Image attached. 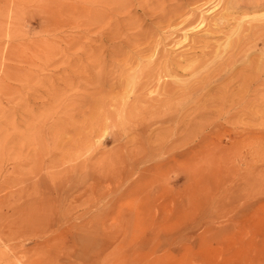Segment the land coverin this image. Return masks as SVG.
<instances>
[{
    "label": "rangeland",
    "instance_id": "rangeland-1",
    "mask_svg": "<svg viewBox=\"0 0 264 264\" xmlns=\"http://www.w3.org/2000/svg\"><path fill=\"white\" fill-rule=\"evenodd\" d=\"M120 1L114 0L117 4ZM130 1L123 0L128 8L122 9L120 4L117 9L119 5L113 0L111 6L109 0H0V264H264V157L252 153V138L240 146L231 145L248 135L239 133L243 128H263L261 119L259 122L250 117V111H259L258 107L247 108L248 116L239 111L234 117L235 109L232 115L218 116L211 101L206 106L212 111L202 107L198 108L200 112L194 108L195 99L170 111V107L149 104L160 77L162 82L168 77L167 81H173L172 75L166 77L165 73L174 72L186 82L198 80L191 77L190 69L177 72L174 67L164 68L166 58L180 53L184 57L178 59L184 67L192 61L206 60V68L211 71L222 61H213V55L206 52L222 47L226 36L236 39L238 33L233 32L239 25L245 28L251 22L247 27L264 22V0ZM202 16L209 17L205 23H213L211 29L215 31L210 32L208 25L200 26ZM255 16L259 19L254 20ZM215 19H222V26L215 25ZM184 22L191 25L186 27ZM149 39L153 40L149 43ZM136 46L150 59L142 57ZM259 46L248 51V56L241 55L242 59L224 71L221 79L218 76L206 97L217 92V84H222L225 77L224 83L229 84L228 70L231 80L227 87L235 91L240 80L237 73H248L246 64L261 58L263 46ZM163 49H168V55ZM175 49L178 52L172 51ZM129 53L136 54L137 59ZM158 56L165 59L159 63ZM124 57L132 58L129 65ZM154 59L162 68L153 65ZM121 65L130 69L123 70ZM207 69L202 73L207 74ZM143 71L149 72L147 76ZM99 73L103 76L100 80ZM104 73L110 74L108 80ZM122 73L132 75L134 84ZM161 81L159 87L164 85ZM122 82H128L130 89ZM139 83H147L144 86L152 93L149 95L146 88L142 91ZM139 89L148 98L149 108L139 105L146 103ZM158 91L153 94L158 95ZM260 93L261 97L264 93ZM124 96L126 100H122ZM119 101L125 106H118ZM129 101H136L131 104L136 112L127 110ZM144 108L147 110L143 112ZM261 109L262 113L264 107ZM148 110H153V115ZM126 111L137 118L128 117ZM208 112H215L214 116ZM142 113L146 116L141 117ZM199 114H208L207 125ZM216 117V123L222 125L219 136L213 132L219 128ZM231 117H238L239 123H233ZM182 125L185 131L188 125H196L195 130L201 125L202 129L197 130L200 134L196 137L194 128L186 134ZM157 137L163 140L159 138L157 143ZM86 139H93V143ZM94 141L103 142L98 146ZM224 151L226 156L218 158L217 154Z\"/></svg>",
    "mask_w": 264,
    "mask_h": 264
},
{
    "label": "bare ground",
    "instance_id": "bare-ground-1",
    "mask_svg": "<svg viewBox=\"0 0 264 264\" xmlns=\"http://www.w3.org/2000/svg\"><path fill=\"white\" fill-rule=\"evenodd\" d=\"M96 1V0H95ZM102 1V0H101ZM116 1V0H115ZM118 1H120V0H118ZM127 1H130V0H127ZM132 1V0H131ZM130 1V2H131ZM100 2V1H99ZM111 2H112V0H111ZM113 2H114V0H113ZM120 2H122V3H120ZM119 2V4H117L118 2H114L113 4L114 5H116V6H118L117 7V9L120 7V6H122L123 5V3L125 2H123V0L122 1H120ZM129 2V3H130ZM86 3V2H85ZM109 3H110V0H109ZM128 2H126V4H127ZM88 4H90V3H88ZM100 4H104V3H100ZM111 4L112 3H110L109 5L111 6ZM120 4H122V5H120ZM126 4L125 5H123V8L122 9H124L125 7H126ZM131 4V3H130ZM129 4V5H130ZM95 5V4H94ZM93 5V6H94ZM97 5V4H96ZM105 5H107L108 6V3L106 2V4ZM110 6H108V7H110ZM127 6H128V4H127ZM97 8V7H96ZM112 8V7H111ZM116 8V7H115ZM126 8H128V7H126ZM112 9H114V8H112ZM117 9H114V10H116L117 11ZM121 9V8H120ZM127 10V9H126ZM209 10V9H208ZM84 11V10H83ZM87 11H88V9H87ZM94 11V10H93ZM101 11V10H100ZM108 11V10H107ZM106 11V12H107ZM115 11V13L117 14V12ZM97 12V11H96ZM109 12V11H108ZM112 12V11H111ZM114 12V11H113ZM125 12H127V11H125ZM91 13V12H90ZM119 13V12H118ZM131 13V12H130ZM176 14V13H175ZM178 14V13H177ZM182 14V13H181ZM180 14V15H181ZM78 15V14H77ZM93 15V14H92ZM111 15V14H110ZM128 15H129V12H128ZM256 15H258V14H256ZM90 16V15H89ZM112 16V15H111ZM178 16V15H177ZM182 16V15H181ZM208 16H211V14L210 15H208ZM224 16H226V15H224ZM259 16V15H258ZM113 17V16H112ZM111 17V18H112ZM116 17V19H117V15L115 16ZM193 17V16H192ZM227 17V16H226ZM78 18V17H77ZM114 18V17H113ZM187 19H186V21L189 19V17L187 16L186 17ZM191 18V17H190ZM220 18H223V16L221 15V17ZM119 19V18H118ZM118 19L116 20V21H118ZM171 19H172V17H171ZM171 19H169V24H171ZM196 19V18H195ZM253 19L254 20H257V19H259V17H257V16H255V17H253ZM184 20H185V18H184ZM209 20V17L207 18V17H204V16H202V19L200 20V22H199V24H200V26L202 27L204 24L205 25H208V27H209V29H210V32H213V31H215V29H211L212 28V25H214L213 23H211L210 21L209 22H206L205 23V21H208ZM240 20V19H239ZM96 23H97V20H94ZM102 21V20H101ZM110 21H111V19H110ZM179 21V20H178ZM181 21H183V19L181 20ZM185 21V22H186ZM192 21H194V19L193 20H191V22ZM212 21V20H211ZM241 21V20H240ZM113 22V24L111 23V26L112 25H114V20L112 21ZM184 22V23H185ZM189 22H190V20H189ZM189 22H187V23H185L184 24V26H186V27H188L187 25L189 24V25H191V23H189ZM195 22V21H194ZM224 22V21H223ZM222 22V19H215V25H217V26H219V25H221V23H223ZM242 22V21H241ZM254 22V21H253ZM95 23V24H96ZM182 23V22H181ZM193 23V22H192ZM255 23V22H254ZM259 22H257L256 23V25L254 24L253 26H251V27H247V26H250V25H252L253 23L251 22L250 23V25H245V28H243V27H241V25H239L236 29H235V31L233 32V33H238L237 35H236V39H232V36H228V39H227V36H226V40H227V42L226 41H224V45L222 46V47H220V45H219V47L217 48V49H215V50H211V48H210V53H208V52H206L205 54L208 56V54H212L213 55V61H216V60H221L222 62L220 63V64H216L217 66H215V67H212L211 69V71H210V69L208 70L206 67H207V65H208V61H204L205 63H201V62H199V61H192L193 62V64H191V65H186L185 67H184V65L183 64H181L180 63V60L178 59V58H181V57H184V56H181V54L179 53L178 55H177V50L175 49V50H172V51H177L176 52V55L177 56H175V54H172V55H174V56H172L173 58L172 59H168V58H166L165 59V57L162 59L161 57H162V55L164 54L163 52L164 51H166V53H167V55H168V49H166V50H164L163 49V52H162V55L161 54H159L158 53V55H160V56H158L161 60H158L159 61V63H161L162 62V60H168V62H166L165 63V60H164V64H165V66H167V67H165L164 66V68H170L171 69V67H172V70H173V67H174V71H179V69H184V70H188V69H190L189 71H190V73L189 74H191V77H193V78H197L198 80H196V78L194 79V80H196L195 82H194V80H193V82L194 83H192L191 81H183V80H181V78H179V77H177L178 75L176 74V73H174L173 72V74H168V73H165L166 71L164 70V68H163V70L165 71L164 73H165V76H166V74L169 76V75H172V79H173V81L172 82H169V81H167L168 79H169V77H168V79H166V81L164 82H162L161 80H163L162 79V77H160L161 79H160V81H161V83H164V85H161L160 87H159V84H160V81H158L157 79L155 80L156 82L158 81L159 82V84L157 85V83H155L154 82V84H156L157 86H154V84L151 86V88L154 86L155 87V91H154V89H152V90H150V91H154V92H156L158 89H159V91H158V95H156L157 93H155V94H153L152 92H149L148 90H147V87L146 86H144V84H142L141 85V83H143V82H141V83H139L140 85V87L141 88H143V90L142 91H144V88H146V91H148V93H149V95H150V93H152L151 95H153V96H151V97H149V100H150V98H153V102L151 101H149V104H151V106H152V103H154L153 105L154 106H161V108L162 107H170L169 108V111H170V109L171 108H173L174 106H178V105H182L183 103H185V102H188V101H190V100H192L193 101V99H195V106L196 107H194L195 109L197 108H202V107H208V106H206L207 105V103L206 102H209V101H211L212 103H214L213 105L214 106H216L215 107V109L214 108H212V107H208V110L205 108L204 110H207V111H212V110H214L215 112H216V114L218 115V116H223V114L224 113H228V114H230V115H232V112H231V110L232 109H235V111H234V113H233V115H234V117H235V115L240 111H243L242 112V114L247 110V108H251V107H258V110L259 111H254V109H256V108H251V110L253 109V113L250 111V114H251V116L250 117H252V120H258L259 121V119H261L260 121H261V126H263V128H255L256 126H255V123H252V122H249L248 121V123H252V125L254 124V129H252L251 131H248V130H250V128H247V127H245V128H239V129H242L241 131H239V133H243L244 135H245V133H248V135L245 137V136H242V138L241 139H239V140H235V141H233V143L231 144V145H233V147H237V146H240L241 144H243V143H248V141L249 140H247V138H252L253 139V150H252V153L253 154H255V155H262L260 158H262V157H264V120H263V117H264V111L261 113L260 112V110H262L261 108L262 107H264L263 105H264V98L262 97V96H264V94H262V96L260 97V95H258L260 92H261V90L262 91H264V22H262V23H259ZM87 24H88V22H87ZM110 24V23H109ZM108 24V25H109ZM187 24V25H186ZM241 24V23H240ZM91 25V24H90ZM94 25V24H93ZM101 25V24H100ZM180 26H181V24H179ZM204 25V26H205ZM48 26V25H47ZM96 25H94V27H95ZM97 26H99L98 25V23H97ZM103 26V25H102ZM110 26V25H109ZM108 26V27H109ZM178 26V25H177ZM183 26V25H182ZM183 26V28H186V27H184ZM222 26V25H221ZM60 27V26H59ZM207 27V26H206ZM208 27H207V29H208ZM49 28V27H48ZM102 28V27H101ZM109 28H111V27H109ZM221 28V27H220ZM56 29V28H55ZM219 29V28H218ZM217 29V30H218ZM101 30V29H100ZM104 30V29H103ZM102 30V31H103ZM107 30V29H106ZM117 30V29H116ZM115 30V31H116ZM155 30V29H154ZM154 30H152L151 32H155ZM221 30V29H220ZM115 31H113V32H115ZM141 31H142V33H144L143 32V30L141 29ZM203 31H204V29H203ZM208 31V30H207ZM223 31V30H222ZM221 31V32H222ZM139 32H140V30H139ZM151 32H149V33H151ZM209 32V33H210ZM141 33V32H140ZM139 33V34H140ZM141 33V34H142ZM146 33H148V32H146ZM146 33L145 34H143V35H146ZM191 33V32H190ZM193 33V32H192ZM191 33V34H192ZM196 33H198V32H196ZM215 33V32H214ZM105 34V33H104ZM98 35H101V33H99ZM142 35V36H143ZM148 35V34H147ZM152 35V34H151ZM154 35V34H153ZM162 35V34H161ZM166 35V34H165ZM193 35V34H192ZM198 35V34H197ZM231 35V34H230ZM149 36V35H148ZM147 36V37H148ZM154 36H156V35H154ZM153 36V37H154ZM159 36V35H158ZM168 36V35H167ZM188 36V35H187ZM186 36V37H187ZM103 37V36H102ZM144 37V36H143ZM146 37V36H145ZM144 37V38H145ZM152 37V36H151ZM166 37V36H165ZM170 37V36H169ZM189 37L191 38V37H193V36H190L189 35ZM195 37V36H194ZM193 37V38H194ZM225 37V36H224ZM99 38H101V37H99ZM150 38V37H149ZM160 37H158V39H159ZM162 38H164V35H163V37ZM190 38H186V40H188V39H190ZM197 38V37H196ZM234 38H235V36H234ZM155 39V38H154ZM223 39V38H222ZM146 40H148V39H146ZM150 40L152 41L153 39H149V43H150ZM160 40V39H159ZM164 40V39H163ZM169 40V39H168ZM191 40L192 41H197V40H195V39H192L191 38ZM154 41V43H151L152 45H153V47L155 46V41H156V39L155 40H153ZM170 41V40H169ZM201 41V40H200ZM205 41V40H204ZM207 41V40H206ZM148 42H146V43H148ZM162 42V41H161ZM160 41H159V43H161ZM167 42V40H165V42H164V44H163V42H162V44L163 45H165V43ZM189 43H191L190 41H188ZM203 42V41H202ZM218 42V41H217ZM221 42V41H220ZM157 43V42H156ZM159 43H157L156 44V47L155 48H157V45L159 44ZM180 43V42H179ZM183 43V42H182ZM194 43H196V42H194ZM193 43V44H194ZM199 43V42H198ZM201 43V42H200ZM219 43V42H218ZM150 44V45H151ZM167 44V43H166ZM192 44V45H193ZM210 44H212V43H210ZM223 44V43H222ZM262 44V46H263V49L261 50V58H259V59H257V61L256 60H254L255 58H253V60L254 61H250L249 63H248V65L246 64V67H247V69H249L250 71H248V73H243V74H246V75H243L242 73L241 74H239V73H237V75H240V77H238L237 75H236V77H238V78H240V80L238 81L239 82V86L237 85L235 88L237 89V87H238V89L236 90L235 89V91H230L231 90V88L232 87H230V90L228 89V85L230 84V76H228V73H229V70H228V72H226V74H227V78H228V80H229V84L228 85H226L224 82V80H226L225 78L221 81L222 82V84H220V83H218L217 84V86H219V88H218V90H217V92H216V90H215V92H212L214 95H212L211 94V92H210V98H207L206 97V92H208V91H210V90H208V88L209 87H211L210 85H211V83L213 82V81H215V79H217V77L218 76H220V79H221V75L223 74V72L224 71H226L227 69H231V67L237 62V60L240 58V56L241 55H244V57H245V54L247 55L248 54V51H250L251 49H254V48H256V47H258L259 45H261ZM149 45V44H148ZM148 45H147V47H148ZM150 45H149V47H150ZM180 45H182V44H180ZM183 45H184V43H183ZM186 45V44H185ZM190 45V44H189ZM191 45V46H192ZM197 45V44H196ZM204 45V44H203ZM166 46V45H165ZM191 46H190V48H191ZM194 46H195V44H194ZM211 46H213V45H211ZM138 46H136V48H137ZM149 47H148V49H149ZM153 47H152V49H153ZM162 47V46H161ZM164 47V46H163ZM259 47H261V46H259ZM139 48V47H138ZM146 46L143 48L145 51L147 50L148 51V49L146 48ZM151 48V47H150ZM166 48V47H165ZM184 48V47H183ZM186 48V47H185ZM185 48H184V50H185ZM188 49L187 50H189L190 48L189 47H187ZM195 48V47H194ZM194 48L192 47V49L191 50H194ZM208 48V47H207ZM215 48H216V46H215ZM262 48V47H261ZM140 49V52L142 53V55H143V52L141 51V48H139ZM142 49V50H143ZM152 49H150V53H153V52H151L152 51ZM161 50H162V48H160ZM195 49H197V48H195ZM209 49V48H208ZM154 50V49H153ZM184 50H183V52H184ZM206 50V49H205ZM158 51V50H157ZM180 51V50H179ZM182 51V50H181ZM180 51V52H181ZM203 51V50H202ZM53 52V51H52ZM135 52V51H134ZM133 52V53H134ZM139 51H137L136 50V53H138ZM139 52V53H140ZM154 52H156V51H154ZM160 52V51H159ZM51 53V52H50ZM141 53L140 54H138V56L139 55H141ZM166 53H165V55H166ZM169 53H171V50H170V52ZM175 53V52H174ZM182 53V52H181ZM187 53V52H186ZM203 53V52H202ZM129 55H134V54H131V53H129ZM136 55V54H135ZM135 55H134V58H135ZM156 55H157V53H156ZM183 55V54H182ZM187 55V54H186ZM189 55V54H188ZM127 56H128V54H127ZM137 56V57H138ZM148 56H150V55H148ZM154 56V55H153ZM171 56V55H170ZM248 56V55H247ZM126 57V56H125ZM124 57V58H125ZM142 57H145V55H143ZM155 57H157V56H155ZM154 57V58H155ZM168 57V56H167ZM195 57V56H194ZM212 56H210V58H211ZM129 58V57H128ZM128 58H125V59H127L128 60ZM134 58H133V60H134ZM145 58H147V60H148V58L149 57H145ZM152 58V57H151ZM185 58L187 59L188 57H186L185 56ZM203 58V57H202ZM210 58H209V60H210ZM124 59V60H125ZM132 59V58H131ZM131 59H129L128 60V62H126V61H124V63L125 64H127V63H131L130 62V60ZM137 58H135V60H136ZM150 59V58H149ZM156 59V58H155ZM154 59V64L151 62V64H153V65H155V63L157 62L156 60ZM198 59V58H197ZM196 59V60H197ZM240 59H242V57L240 58ZM239 59V60H240ZM21 60V59H20ZM132 60V61H133ZM139 60V59H138ZM137 60V61H138ZM146 60V59H145ZM146 60V61H147ZM183 60V58L181 59V61ZM208 60V59H207ZM22 61V60H21ZM51 61V60H50ZM49 61V62H50ZM142 61H144V60H142ZM150 61V60H149ZM148 61V62H149ZM156 61V62H155ZM161 61V62H160ZM185 61V60H184ZM183 61V62H184ZM189 61V60H188ZM201 61V60H200ZM139 62H140V60H139ZM145 62V61H144ZM191 62V63H192ZM195 62V63H194ZM198 62V64H196ZM123 63V64H124ZM158 63V64H159ZM199 63H201V64H199ZM129 64H127V65H129ZM139 64V63H138ZM145 64V63H144ZM146 64H149V63H147L146 62ZM145 64V65H146ZM237 64V63H236ZM127 65H124V68L125 67H127ZM132 65H133V63H132ZM122 66V65H121ZM121 66H120V71H121ZM150 66H152V65H150ZM155 66H157V65H155ZM157 67H161L160 65L159 66H157ZM157 67H154V68H156L157 69ZM122 68H123V66H122ZM123 68V70H126L127 68L128 69H130L129 67H127L126 69H124ZM148 69H151V68H149V67H147ZM145 69V70H147L148 71V69ZM152 68H153V66H152ZM153 68V69H154ZM162 68V67H161ZM161 68H159V70L161 69ZM208 70L209 72L207 73V74H205V73H202V70ZM233 70V69H232ZM246 70V69H245ZM128 71V70H127ZM130 71V70H129ZM128 71V72H129ZM139 71V70H138ZM141 71V70H140ZM157 71V70H156ZM155 71V72H156ZM170 71V70H169ZM188 71V72H189ZM117 72V71H116ZM116 72H115V75H117L116 74ZM123 72V71H122ZM144 72V71H143ZM151 73V74H156L157 72L160 74V71H157L156 73ZM241 72V71H240ZM101 73V72H100ZM100 73H99V76L97 77L99 80H100V76H102V75H100ZM109 73V72H108ZM110 73H111V71H110ZM134 73H136V71L134 72ZM133 73V74H134ZM139 73V72H138ZM144 73H146L145 75L147 76V74L149 73H147V72H144ZM233 73H234V71H233ZM105 74V75H104ZM103 75L106 77V76H109L110 74H107L106 75V73H104ZM112 74H113V72H112ZM111 74V75H112ZM121 74V73H120ZM125 75H127V73H124ZM130 74H132V72L130 73ZM137 74V73H136ZM143 74V73H142ZM151 74H150V76H151ZM162 74H163V71H162ZM177 76H176V75ZM203 74H205V75H203ZM225 74V73H224ZM230 74V73H229ZM234 74H236V73H234ZM233 74V75H234ZM122 75H123V73H122ZM125 75H123L125 78L127 77V76H125ZM135 75V74H134ZM133 75V76H134ZM157 75V74H156ZM15 76V75H14ZM130 76H132V75H130ZM130 76H129V74H128V77L126 78V81L130 78ZM136 76H138V75H136ZM136 76H134V78L136 77ZM141 76V75H140ZM143 76V75H142ZM144 77L145 79L147 78V77ZM149 75H148V77H150ZM155 76V75H154ZM159 76V75H158ZM161 76V75H160ZM164 76V75H163ZM225 76V75H224ZM13 77V76H12ZM103 77V76H102ZM110 77V76H109ZM109 77H106L107 78V80H108V78ZM112 77V76H111ZM113 77H114V75H113ZM113 77H112V79H113ZM116 77V76H115ZM120 77H121V75H120ZM120 77H119V79H120ZM123 77V78H124ZM156 77V76H155ZM167 77V76H166ZM187 77H189V76H187ZM233 77V76H232ZM116 78H118V77H116ZM123 78H122V81H124L123 80ZM132 78V77H131ZM131 78H130V80H131ZM152 78H154L153 76L151 77V79ZM158 78V77H157ZM192 78V79H193ZM237 78V79H238ZM102 79H104V78H102ZM144 79V80H145ZM149 79V78H148ZM189 79V78H188ZM219 79V80H220ZM233 80H236V78L235 77H233L232 78ZM107 80L105 79V81L107 82ZM114 80V79H113ZM133 80V79H132ZM131 80V82H133L132 84H134V81H132ZM135 80V79H134ZM139 80V79H138ZM152 80H154V79H152ZM151 80V81H152ZM170 80V79H169ZM189 80H191V78L189 79ZM218 80V79H217ZM112 81V80H111ZM142 81H143V79H142ZM147 81V80H146ZM237 81V80H236ZM103 82V81H102ZM101 82V83H102ZM108 82H110V81H108ZM113 82V81H112ZM114 82H115V80H114ZM118 82V81H117ZM116 82V83H117ZM145 82V81H144ZM153 82V81H152ZM152 82H151V84H152ZM115 83V84H116ZM119 83H121L120 82V80H119ZM118 83V86H120V85H122V84H119ZM122 83H124V82H122ZM130 83V82H129ZM136 83V82H135ZM147 83H150V80H148V82ZM145 84V85H148V84ZM224 83V84H223ZM234 83V82H233ZM233 83H231V85L233 84ZM108 84V83H107ZM110 84V83H109ZM112 84V83H111ZM110 84V85H111ZM125 85H127L126 86V88L128 87L129 89H130V84H129V86H128V82L127 83H124ZM123 84V85H124ZM131 84V85H132ZM216 84V83H215ZM237 84V83H236ZM235 84V85H236ZM109 85V86H110ZM221 85H224L223 87L221 86ZM226 85V86H225ZM111 86H113V84L111 85ZM133 87L135 86V85H132ZM142 86H144V87H142ZM216 86V85H215ZM230 86V85H229ZM117 87V86H116ZM137 87V86H136ZM136 87H135V89L133 88V90L135 91V90H138V88L136 89ZM156 87L158 88L157 90H156ZM212 87H214V86H212ZM233 87H234V85H233ZM111 88V87H110ZM127 88V89H128ZM211 89V88H210ZM131 90H132V87H131ZM140 89H139V91H141ZM208 90V91H207ZM212 90H213V88H212ZM233 90V89H232ZM138 92L139 94L141 93H143V92ZM128 92H131V91H129L128 90ZM127 92V93H128ZM133 92V91H132ZM135 92H137V91H135ZM134 92V93H135ZM145 92V91H144ZM147 93V92H146ZM261 93H264V92H261ZM260 93V94H261ZM129 94V93H128ZM128 94H126L127 96H128ZM201 94H203V96L201 95ZM123 95H125L124 93H123ZM130 95V94H129ZM134 95V94H133ZM156 95V96H155ZM202 97H201V96ZM78 96V95H77ZM100 96V95H99ZM127 96H126V98H127ZM139 96L140 95H138L137 96V101H139ZM142 96L143 97H145V93H144V95L142 94ZM199 96H200V98H199ZM208 96V95H207ZM101 97V96H100ZM129 97V96H128ZM142 97V98H143ZM155 97V98H154ZM134 98L135 97H132V99H133V101H134ZM139 98V99H138ZM142 98H141V100H142ZM95 99V98H94ZM93 99V100H94ZM100 99V98H99ZM99 99H98V101H99ZM129 100H130V98H128ZM144 99H146V97L145 98H143V101L142 102H144ZM148 99V98H147ZM146 99V103H144V105L142 104V103H139V105L141 104L143 107L145 106V104H147V106H145V108L147 107V108H149L148 106H150V105H148V103H147V100ZM102 100V99H101ZM100 100V101H101ZM122 100H126L125 99V96H124V99L122 98ZM140 100V101H141ZM103 101V100H102ZM118 101V100H117ZM97 102V101H96ZM113 102V101H112ZM127 102V101H126ZM100 103V102H99ZM103 103V102H102ZM115 102H113V104H114ZM121 103V104H120ZM123 103V101H119V105L118 106H120V105H122V107H123V105L124 104H122ZM130 103V101L128 102V104ZM135 103H136V101H135ZM135 103L133 104V102H131V104L132 105H135ZM131 104H129L130 106H128L127 104V106H126V108H127V110L129 111V110H131V112H133L134 113V111L137 109H135V107H134V111H133V109H131V107H133ZM193 104V103H192ZM99 105V104H98ZM101 106H99V108H102L103 106H102V104H100ZM117 106V107H118ZM125 106V105H124ZM153 106V107H154ZM191 106V105H190ZM128 107H130L129 109H128ZM193 107V106H192ZM121 107H119V108H117V109H120ZM125 108V107H124ZM123 108V109H124ZM145 108H144V110H143V112L144 111H146L145 110ZM151 108V107H150ZM160 108V107H159ZM189 108V107H188ZM209 108H212V110L211 109H209ZM139 109V108H138ZM141 109H143V108H141ZM154 109V108H153ZM158 109V108H157ZM168 109V108H167ZM167 109H165V110H167ZM191 109V108H190ZM196 109V110H197ZM200 109H198L199 110V112H200ZM203 109V108H202ZM161 110H163V112H164V109H161ZM172 110V109H171ZM194 110V109H193ZM115 111V110H114ZM128 111H126V113L127 114H129L130 112H128ZM151 113H150V112ZM153 111V110H152ZM152 111L151 110H148L147 112L148 113H150V115L152 114ZM207 111H204V112H207ZM116 112V111H115ZM136 112V111H135ZM147 112H145L147 115H148V113ZM189 112V111H188ZM196 112V111H195ZM215 112H211L212 114H210L209 112V116L211 115H213L214 116V113ZM248 112V114H249V111H247ZM247 112H245L244 114H247ZM125 113V112H124ZM187 113V112H186ZM193 113V112H192ZM197 113H198V111H197ZM109 114V113H108ZM131 114V113H130ZM129 114V116L128 117H132V116H134L133 114L132 115H130ZM143 114L144 113H142V116H141V114L140 115H138L139 117L141 116V117H143ZM161 114H165V113H161ZM179 114V113H178ZM177 114V115H178ZM182 114V113H181ZM201 114V113H200ZM199 114V116H200V118L199 119H201V118H203V116H204V118L203 119H201V120H203V122L205 121V123L204 124H206L207 123V121H208V118H209V116H208V114L205 116V115H200ZM202 114H203V111H202ZM242 114H240V115H242ZM248 114H247V116H248ZM261 114H263V115H261ZM105 115H107L106 113H105ZM118 115H121V114H118ZM153 115V114H152ZM183 116L185 115V113L184 114H182ZM181 115V116H182ZM191 115V114H190ZM190 115H187L188 117L190 116ZM103 116H104V114H103ZM123 116L125 117V115L123 114ZM135 116H137V115H135ZM134 116V117H135ZM144 116H146L145 114H144ZM186 116V115H185ZM193 116V115H192ZM191 116V117H192ZM196 116H198V114L196 115ZM202 116V117H201ZM237 116H239V113H238V115ZM243 116V115H242ZM101 117H102V115H101ZM139 117H138V120H139ZM149 117H151L152 118V116H149ZM190 117V118H191ZM234 117H231V118H234ZM244 117H246L245 115H244ZM249 117V118H250ZM98 118V117H97ZM105 118H107V116H105ZM110 118V117H109ZM126 119H127V117H125ZM135 118H137V117H135ZM158 118V117H157ZM156 118V119H157ZM190 118H189V121H195V120H197V118L195 119V117H194V119L195 120H190ZM212 118H214V117H212ZM212 118H210V119H212ZM217 118V117H216ZM221 118V117H220ZM223 118V117H222ZM226 118V117H225ZM238 118V117H237ZM237 118H234L235 120L237 119ZM240 118H241V116H240ZM239 118V119H240ZM95 119H96V117H95ZM99 119V118H98ZM97 119V120H98ZM159 119V118H158ZM180 120H179V122L181 121V119L182 118H179ZM198 119V121H201V120H199ZM228 119V118H227ZM227 119H225L226 121H227ZM233 119V120H234ZM243 119V118H242ZM130 119L128 118V121H129ZM134 120V119H133ZM151 120V119H150ZM178 120V119H177ZM218 120V118L216 119V121L214 120V122H215V124L217 125V126H219V128L218 129H216V130H214L213 132H215L216 133V135H220V134H222V130H221V128H220V126H222V125H219V124H217L216 122H218L217 121ZM222 120V119H221ZM224 120V119H223ZM233 120H230L231 121V125H232V121ZM233 121V123H235L236 122V124L237 123H239L238 121V119H237V121ZM241 120V119H240ZM244 120V119H243ZM96 121V120H95ZM134 121H136V120H134ZM144 121V120H143ZM146 121H148V119L146 120ZM197 121V122H198ZM210 121V120H209ZM229 121V120H228ZM242 121V120H241ZM259 121V122H260ZM123 123H121V125L122 124H124V119H123V121H122ZM132 122V121H131ZM137 122V121H136ZM136 122L135 123H133V124H136ZM140 122H142V121H140ZM161 122V121H160ZM177 123L178 125L180 124V123ZM202 122V121H201ZM200 122V123H201ZM244 122H246V121H244ZM149 123V122H148ZM182 123H183V121H182ZM190 123H192V122H190ZM193 123H196V121L195 122H193ZM209 123V122H208ZM221 123V122H220ZM227 122H225V124H226ZM247 123V122H246ZM95 124V123H94ZM143 124V123H142ZM184 124V123H183ZM197 124V123H196ZM199 124V123H198ZM204 124H201V125H204ZM211 124H212V122H211ZM214 124V123H213ZM132 125V124H131ZM141 125V124H140ZM161 125V124H160ZM177 125V126H178ZM181 125V124H180ZM179 125V126H180ZM186 125H187V123H186ZM201 125H197L199 128H197L196 127V129L197 130H199L202 126ZM207 125V124H206ZM210 125V124H209ZM208 125V126H209ZM227 125V124H226ZM229 125V124H228ZM91 126V125H90ZM125 126V124L123 125V127ZM134 126V125H133ZM135 126H137V125H135ZM143 126V125H142ZM178 126V127H179ZM183 127H184V125H182ZM196 126V125H195ZM194 126V127H195ZM205 126V125H204ZM212 126V125H211ZM224 126V125H223ZM260 126V125H259ZM92 127V126H91ZM108 126H106V128H107ZM119 127V130H120V126H118ZM117 127V128H118ZM139 127V126H138ZM182 127V128H183ZM188 127V130H189V128L190 127H192V126H190L189 127V125L187 126ZM194 127H192V129L194 128ZM242 127H243V125H242ZM214 128H216V126H214ZM225 128V127H224ZM238 128V127H237ZM253 128V127H252ZM97 129V128H96ZM148 129V128H147ZM184 129V130H183ZM182 129V131H185V129H187L186 127H184ZM202 129V128H201ZM200 129V130H201ZM204 129V128H203ZM210 129H212V128H210ZM236 129V128H235ZM234 129V130H235ZM118 130V131H119ZM124 130V129H123ZM136 130H138V129H136ZM187 130V131H188ZM194 130H195V128H194ZM194 130L192 131H190V132H193L194 133ZM197 130H195V133H194V136H196L197 137V135H199L200 134V131H199V133L198 134H196L198 131ZM224 130V129H223ZM233 130V129H232ZM149 131H151V129L149 130ZM181 131V132H182ZM187 131H185L184 133H186ZM203 131V130H202ZM236 131V130H235ZM234 131V132H235ZM122 132V131H121ZM121 132H119V135H121L120 133ZM133 132H135V131H133ZM162 132H164V131H162ZM173 132V131H172ZM189 132V131H188ZM207 132V131H206ZM209 132V131H208ZM207 132V133H208ZM227 131H225L224 130V133H226ZM136 133V132H135ZM177 133V132H176ZM231 133V132H230ZM116 134V133H115ZM144 134V133H143ZM153 134V133H152ZM164 134V133H163ZM180 134V133H179ZM187 134V133H186ZM196 134V135H195ZM202 134H204V133H202ZM104 135V134H103ZM138 134L136 133V135L135 136H137ZM159 136H161V132H159V134H158ZM168 135V134H167ZM171 135V134H170ZM185 135V134H184ZM193 135V134H192ZM236 135H237V132H236ZM101 136V135H100ZM114 136V135H113ZM117 136V135H116ZM165 136V135H164ZM163 136V137H164ZM169 136V135H168ZM181 136H183V134L181 135ZM186 136V135H185ZM201 136V135H200ZM199 136V137H200ZM202 136H204V135H202ZM98 137H99V135H98ZM107 137V136H106ZM121 137V136H120ZM152 137V136H151ZM205 137V136H204ZM91 138V137H90ZM100 138H104L103 136H101V137H99V139ZM111 138V137H110ZM113 138V137H112ZM159 138H162V137H159ZM158 137H157V139H159ZM185 138V137H184ZM191 139L193 138L192 136L190 137ZM202 138V137H201ZM227 138V137H226ZM231 138V137H230ZM238 138V137H237ZM113 139H116L115 137L113 138ZM137 138H135V140H136ZM151 139V138H150ZM155 140V141H157V143L158 142H160V139H159V141L158 140ZM165 139V138H164ZM178 139V138H177ZM176 139V140H177ZM217 139H218V137H217ZM235 139V138H234ZM87 140V142H89V141H91V140H93V139H91V140H88V139H86ZM98 140V139H97ZM103 140V139H102ZM107 140V139H106ZM130 140H132V139H130ZM161 140H163V138L161 139ZM166 140V139H165ZM197 140V139H196ZM195 140V141H196ZM205 139H203V141H204ZM219 140V139H218ZM118 141V140H117ZM138 141V140H137ZM181 141V140H180ZM188 141V140H187ZM95 142V141H94ZM97 142V144H98V141H96ZM96 142H95V145H96ZM103 142V141H102ZM102 142H100V144L102 143ZM119 142V141H118ZM168 142V141H167ZM182 142H184V141H182ZM186 142V141H185ZM223 142V141H222ZM85 143H86V141H85ZM84 143V144H85ZM91 143H93L92 141H91ZM136 143V142H135ZM155 143V142H154ZM164 143V142H163ZM162 143V144H163ZM191 143H192V141H191ZM86 144H90V143H86ZM100 144H98V146L100 145ZM180 144V143H179ZM216 144V143H215ZM181 145V144H180ZM87 146H89V145H87ZM86 146V147H87ZM94 146V145H93ZM164 146V145H163ZM183 146H184V144H183ZM91 149H92V147H90ZM95 148H97V147H95ZM158 148V147H157ZM174 148V147H173ZM251 148V147H250ZM204 149V148H203ZM88 150V149H87ZM160 150V149H159ZM95 151V150H94ZM209 151V150H208ZM218 153V152H217ZM227 153H228V151H227ZM251 153V152H250ZM248 154V153H247ZM67 155V154H66ZM69 155V154H68ZM67 155V156H68ZM212 156H213V154H212ZM226 156V154H225V151L224 152H221V153H218L217 154V157L219 158H223V157H225ZM66 157V156H65ZM206 157V156H205ZM243 157V156H242ZM252 157V156H251ZM257 157V156H256ZM198 158V157H197ZM246 158H247V156H246ZM254 158V157H253ZM79 167V166H78ZM77 168V167H76ZM251 168V167H250ZM259 169V168H258ZM71 173V172H70ZM50 176H52V175H50ZM52 179H53V181L55 180L53 177H52ZM60 180V179H59Z\"/></svg>",
    "mask_w": 264,
    "mask_h": 264
}]
</instances>
